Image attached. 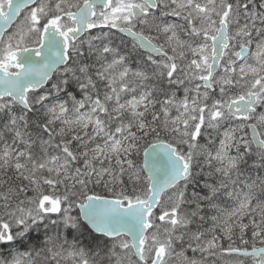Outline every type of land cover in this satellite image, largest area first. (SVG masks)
I'll return each mask as SVG.
<instances>
[{"label":"snow or ice","instance_id":"6c2138e0","mask_svg":"<svg viewBox=\"0 0 264 264\" xmlns=\"http://www.w3.org/2000/svg\"><path fill=\"white\" fill-rule=\"evenodd\" d=\"M0 264H264V0H0Z\"/></svg>","mask_w":264,"mask_h":264}]
</instances>
